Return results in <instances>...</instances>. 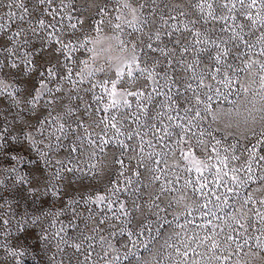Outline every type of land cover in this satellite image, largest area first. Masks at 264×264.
Here are the masks:
<instances>
[{
    "label": "rangeland",
    "instance_id": "rangeland-1",
    "mask_svg": "<svg viewBox=\"0 0 264 264\" xmlns=\"http://www.w3.org/2000/svg\"><path fill=\"white\" fill-rule=\"evenodd\" d=\"M19 2L0 0V37L23 29L10 46L17 67L0 68V131L7 129V143L0 139V264H264V8H248L250 0H210L213 8L203 11L200 0H54L53 18L47 5L22 0L30 15L21 21ZM41 19L55 28L41 30ZM61 39L82 45L71 61ZM29 50L40 53L32 69ZM48 60L69 63L73 78L58 73L48 84L63 89L54 111L47 94L31 110L25 101ZM0 61L9 64L8 54L0 52ZM118 70L127 82L118 84L119 111L108 113L117 116L112 128L100 123L109 103L100 84ZM49 111L59 117L53 131L64 123L75 143L83 141L76 153H49L74 169L53 181L59 195L46 187L54 168L21 137L26 121ZM98 136L112 144L101 151L90 143ZM118 142L137 151L121 155ZM41 147L47 151V142ZM189 149L199 165L183 158ZM97 196L106 199L91 202Z\"/></svg>",
    "mask_w": 264,
    "mask_h": 264
},
{
    "label": "snow or ice",
    "instance_id": "snow-or-ice-1",
    "mask_svg": "<svg viewBox=\"0 0 264 264\" xmlns=\"http://www.w3.org/2000/svg\"><path fill=\"white\" fill-rule=\"evenodd\" d=\"M36 3L39 6H45L47 5V7L43 8V11L49 15V16H53V13L55 12V9L52 8V5L54 3V0H36ZM239 3L241 5H243L245 3V0H239ZM207 6L208 9H212L213 8V3L210 2V0H200V3L197 4V7H200L201 10L203 11L204 6ZM17 7L23 9V14L19 16V19L21 21L25 20V17L27 15H30V9L28 7H26L24 5V3L19 2L16 5ZM261 7L264 8V0H250V2L247 4L248 8H256V7ZM124 7H129L128 3L126 2L124 4ZM224 7H228L227 4L224 5ZM232 7H235V4H232ZM231 11V9H229ZM101 11H103L101 9ZM133 12H135V9L132 10ZM209 15H212L211 12L208 13ZM13 15H15V13H13ZM257 16H259V13H257ZM53 18H55L53 16ZM80 23H83L82 21H80ZM253 23H256L255 20H253ZM71 27L73 29H75L76 25L73 24L71 25ZM117 28L120 27L119 24L116 25ZM39 28L41 30L47 29V28H55L54 24L48 23L46 24L45 21L43 19H41L39 21ZM34 33L36 32V28H32L31 29ZM99 30V29H97ZM23 34V29L18 30L17 32H15L13 35H10L7 37V39L0 37V52H5L8 54V59L10 61L9 64H4L3 61H0V68L2 67H12L15 68L17 67L16 61L14 59V51L13 48L10 47L11 45H14L15 41L17 38H19L21 35ZM53 36H55V32H50L48 33V36L46 37V39H51ZM160 33L157 32L156 33V39H159ZM151 39V37H150ZM100 41H96V43H99ZM201 41L197 40L196 43H200ZM23 43H28L27 40L23 41ZM58 43L61 45V52L63 53L64 50H67L68 54L64 56L65 61H71L72 57H71V53L78 50L79 46L82 45H73L71 41H67L65 42L64 40H58ZM147 48L151 49L152 51L156 52V51H160L163 52L164 55H167L168 53L162 49H158V48H153L152 44L149 43L147 45ZM189 49L185 48L184 51H188ZM40 55V53L38 51L35 50H29L28 52L25 53V63H26V67H28L29 69H32L35 67V61L32 57L34 56H38ZM222 55H227V52H223ZM217 60L220 59L219 56L216 57ZM137 62V58L135 56L132 57L131 59V64H135ZM47 63V67L44 68V71L40 72V81H39V87L35 88L34 94H31V98L26 100L25 103L28 104L30 106L31 110H35L36 106L38 104H40L41 99L47 94L48 96H50L51 98L47 101V104L49 107H52L53 111L55 110V106L57 104V101L59 100V97H57L55 95V93L57 92H62V87L59 85V83H57V86L53 89V88H49L48 84L57 78L58 73L59 78L61 80H67L69 82H71L72 78H73V73H72V69L69 63H61L59 60H57L55 63H52L51 60L46 61ZM86 63V62H85ZM61 69L63 71H61ZM137 70L139 71L140 75L143 76L146 72L148 74L147 78L152 79L153 82L158 83V81L156 80L155 77L152 76V73L150 71H148L147 69H140L137 68ZM101 71H103V69H101ZM217 71H219V69H217ZM91 74V73H89ZM135 75L133 69L131 68V65H129L128 71H127V78L131 79L133 78ZM158 75V74H157ZM127 81L125 80V74L118 70L116 72V79L115 80H104L101 84L100 87H103L106 90V94L109 97V103L105 104L103 106V111L105 112V117L102 118L100 120L101 124H106V126L108 124H110V126L112 128H117V116L116 115H111V118L108 119V113L111 109H115L117 111H119L120 108V104H121V100H120V96H121V91L118 90V84L121 83H126ZM3 82L0 81V84H2ZM93 87H96V85H93ZM190 87V85H189ZM123 91L131 96V95H137V93L128 91L127 88H124ZM139 95H143L142 92L139 93ZM209 99H211L209 97ZM97 100H102V98L98 97ZM124 104L128 105V101L124 100ZM130 107V105H128ZM87 111V108H86ZM97 112L101 111L100 108L96 109ZM33 114H35V112L33 111ZM198 115V114H197ZM59 119L58 116H53L52 115V111H49L47 116H45L43 119H37L35 124H32L31 122H25L24 125V129L21 133V137L22 140L27 142L29 147H35L38 155L42 156L45 158V162L50 166L54 168V171L52 173V176L49 178L48 183L46 185L47 189L52 191L53 195H59V192L56 191L57 185L55 183H53V181H60L63 179V173L65 172H73L74 169L73 168H69L66 166V164L64 163L63 160L60 159H56L53 160L49 157V153L50 152H58L61 150H64L65 147L67 148V151L69 153V155L71 153H76L80 147L81 144L83 143V141L81 140V144H77L75 143V141L71 138V133H74L75 130L70 129L68 132H65V127L66 125L64 123L59 124V127L56 129V131H53L51 126L54 124L55 121H57ZM137 119H139V117H137ZM79 127H83V125H79ZM118 130V129H117ZM59 132L60 135H57L56 132ZM47 134V135H46ZM106 135V134H105ZM138 135V133H137ZM7 129H4L3 131H0V139H4L5 144L7 143ZM37 136H39V139H37ZM13 139H16V137H13ZM77 139H80L79 137H77ZM129 140L133 139L132 135L128 136ZM67 140L68 144L67 146H65L64 141ZM53 141H56V143H53ZM45 142H47V151L43 150L41 145L44 144ZM90 143H92L93 145H95L96 147H99L101 151H103L106 147H108L109 145L112 144V140L109 139H103V137H97L96 140H92L90 141ZM202 143V141L200 142ZM117 147H119L120 149L123 150V152H121V155H123L124 152L127 151H137L136 148H132L131 145L126 144L124 142H118ZM4 148V144H0V150H2ZM141 152L143 151V149H139ZM5 155H8V153H4ZM193 157L192 159V163L199 165V161L195 159V157L193 156V153L191 152V149H189L188 152L183 153V158L185 160H188L189 157ZM12 160H17L20 161L22 160L21 157H19V155H13L10 157ZM262 159H264V157H262ZM116 163L120 164L122 167L124 166V160L123 159H117ZM153 163L159 164L160 161H153ZM141 167H144V162L141 161ZM94 167V165H93ZM206 167V165H205ZM13 171L15 170L14 168L12 169ZM198 172L200 171V168L197 167L196 169ZM137 175H139V173H136ZM202 174V173H201ZM225 175H227V173H225ZM23 179V178H22ZM156 179H159V177H156ZM233 179H235V177H233ZM201 187H204V185H201ZM38 190V189H34ZM121 189L117 188L115 191H120ZM115 194V192L113 193ZM106 197L104 196H97L95 201H91L94 203H97L98 205L103 203L105 201ZM75 202V201H73ZM121 209L124 208V205L121 204L120 205ZM37 220L39 219V217L36 218ZM100 224H103V220L99 221ZM61 231H63V229H61ZM215 247V245H213ZM75 248L77 251L80 250V245L76 244ZM9 254L13 257V258H17V257H23L24 252L23 251H16V250H9ZM186 255V253H185Z\"/></svg>",
    "mask_w": 264,
    "mask_h": 264
}]
</instances>
